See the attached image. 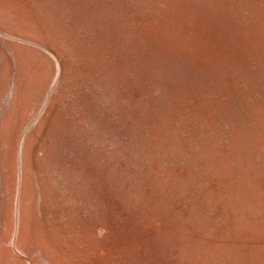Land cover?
I'll return each instance as SVG.
<instances>
[{
  "label": "rangeland",
  "instance_id": "obj_1",
  "mask_svg": "<svg viewBox=\"0 0 264 264\" xmlns=\"http://www.w3.org/2000/svg\"><path fill=\"white\" fill-rule=\"evenodd\" d=\"M1 27L0 264H264V0H0Z\"/></svg>",
  "mask_w": 264,
  "mask_h": 264
},
{
  "label": "crops",
  "instance_id": "obj_2",
  "mask_svg": "<svg viewBox=\"0 0 264 264\" xmlns=\"http://www.w3.org/2000/svg\"><path fill=\"white\" fill-rule=\"evenodd\" d=\"M1 32L2 33L6 32L8 34V36H11V37L16 35V34L11 32V27H9V28L6 27L5 29L3 27H1V29H0V56H1V54L6 56L8 52H10L7 55L9 57L18 56L19 55V42L14 41V40H12V41H4L2 39ZM7 34H6V37H7ZM23 50L27 51L26 48H23V46H21V55L23 54V55L27 56V54H25L26 51H23ZM11 52H13V53H11ZM33 53H34V55H36V52L34 50H33ZM33 60L34 59H32V61ZM48 64L50 65L49 62H48ZM19 72H20V70H19Z\"/></svg>",
  "mask_w": 264,
  "mask_h": 264
}]
</instances>
